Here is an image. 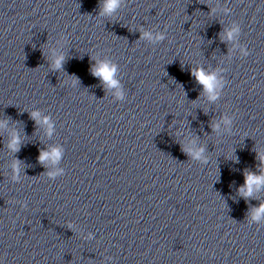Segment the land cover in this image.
<instances>
[{
	"label": "clouds",
	"instance_id": "1",
	"mask_svg": "<svg viewBox=\"0 0 264 264\" xmlns=\"http://www.w3.org/2000/svg\"><path fill=\"white\" fill-rule=\"evenodd\" d=\"M123 0H100L99 15L101 16H112L119 11ZM240 34V27L238 25H233L230 29L225 30L223 39L226 41H234ZM164 32L152 33L150 31H143L141 33L142 40H148L152 42H159L165 39ZM240 52L243 56H248L249 52L245 48L241 47ZM65 57L63 55H58L54 58L52 62V68L54 70H60L63 67ZM118 66L110 60L97 61L91 67V74L99 78L107 89L114 90V94L117 99H122L124 96L123 91L121 90L120 81L117 79ZM191 75L195 78L196 82L202 86V90L207 94L208 99L215 101L218 98L217 89L221 86V82L218 80L215 72H208L203 67H196L191 69ZM74 83H78V79L74 80ZM33 120H36L37 123H41L47 126L48 135H51L54 128L53 124L48 117L41 118L38 111H33L31 113ZM223 123L225 125H230L231 120L227 117L224 118ZM6 127L5 121H0V128ZM213 130H218L220 125L214 124ZM22 141L18 133L13 132L8 140L7 147L12 152H18L20 150V145ZM182 151L186 155L190 156L194 160H203L206 161L203 153L204 148H199L193 150L191 148H184L182 146ZM62 156V149L59 147H52L50 150H43L40 153L39 160L41 163L45 161H51L56 163L60 160ZM258 159L261 164L264 165V152L257 154ZM21 162L15 160L12 164V171L14 173L13 180H18L21 172ZM58 172H49L50 177H55ZM264 189V169L261 170L259 174L252 171H245L244 173V184L239 187V193L247 201L248 198L253 197L255 192H259ZM250 220L257 224L264 222V203L259 204L250 211Z\"/></svg>",
	"mask_w": 264,
	"mask_h": 264
}]
</instances>
